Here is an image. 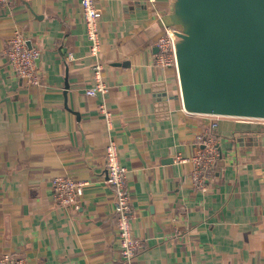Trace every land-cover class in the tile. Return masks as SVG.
<instances>
[{
    "label": "crops",
    "instance_id": "obj_1",
    "mask_svg": "<svg viewBox=\"0 0 264 264\" xmlns=\"http://www.w3.org/2000/svg\"><path fill=\"white\" fill-rule=\"evenodd\" d=\"M100 10L102 79L93 84L79 0H8L0 6V255L29 264H128L116 232L104 147L113 139L127 169L132 233L129 264H264V124L217 116L222 158L192 185L196 136L214 118L179 99L155 112L152 87L180 92L174 67L153 64L159 18L182 29L176 0H95ZM15 31L36 58L40 84L10 68L4 48ZM110 111L107 121L99 105ZM86 181L77 207L53 198L51 180Z\"/></svg>",
    "mask_w": 264,
    "mask_h": 264
},
{
    "label": "water",
    "instance_id": "obj_2",
    "mask_svg": "<svg viewBox=\"0 0 264 264\" xmlns=\"http://www.w3.org/2000/svg\"><path fill=\"white\" fill-rule=\"evenodd\" d=\"M175 15L180 92L155 83V112L179 99L190 112L264 118V0H176Z\"/></svg>",
    "mask_w": 264,
    "mask_h": 264
},
{
    "label": "built area",
    "instance_id": "obj_3",
    "mask_svg": "<svg viewBox=\"0 0 264 264\" xmlns=\"http://www.w3.org/2000/svg\"><path fill=\"white\" fill-rule=\"evenodd\" d=\"M155 2L156 0H147ZM8 0H0V6H5ZM85 34L88 44L89 54L93 56L92 65L93 84L85 89V94L95 95L107 92L108 86L102 79V64L99 61L101 53V34L99 27L100 10L96 6L95 0H79ZM162 25V32L155 39L153 45L156 51L153 55V64L163 67H174L177 71L176 45L179 40V27L167 24L164 19L159 18ZM4 55L13 73L24 79L27 84L37 86L40 84L36 58L39 56V48L28 46L23 34L15 31L9 38L4 48ZM100 112L108 121L110 111L100 104ZM209 124V128L202 134L196 136V142L201 145L197 152L189 158L191 168L189 178L192 185L204 190L207 181L215 172L216 163L222 158L218 146V138L215 136L214 128L217 126V116ZM254 118V117H236ZM264 119V118H259ZM104 167L106 172V182L112 187L114 193V210L116 212V232L119 242V253L122 262L130 263L136 252L140 248L139 239L132 233L131 220L134 216L130 202V193L127 183V169L119 160L117 144L113 139H109L104 147ZM86 181L75 180L69 175L58 174L51 180L52 194L55 202L61 206H74L79 204L80 197ZM0 264H29L21 256L11 252H3L0 255Z\"/></svg>",
    "mask_w": 264,
    "mask_h": 264
},
{
    "label": "rangeland",
    "instance_id": "obj_4",
    "mask_svg": "<svg viewBox=\"0 0 264 264\" xmlns=\"http://www.w3.org/2000/svg\"><path fill=\"white\" fill-rule=\"evenodd\" d=\"M221 116V115H220ZM249 120H252V121H257V122H261L264 124V119H259V118H248Z\"/></svg>",
    "mask_w": 264,
    "mask_h": 264
},
{
    "label": "bare ground",
    "instance_id": "obj_5",
    "mask_svg": "<svg viewBox=\"0 0 264 264\" xmlns=\"http://www.w3.org/2000/svg\"><path fill=\"white\" fill-rule=\"evenodd\" d=\"M233 117H237V116H233Z\"/></svg>",
    "mask_w": 264,
    "mask_h": 264
}]
</instances>
